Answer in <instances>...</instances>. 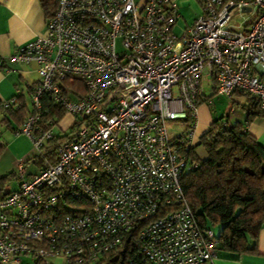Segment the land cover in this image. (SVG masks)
Wrapping results in <instances>:
<instances>
[{
  "label": "built area",
  "instance_id": "built-area-1",
  "mask_svg": "<svg viewBox=\"0 0 264 264\" xmlns=\"http://www.w3.org/2000/svg\"><path fill=\"white\" fill-rule=\"evenodd\" d=\"M200 2L178 33L175 0H57L44 35L10 55L39 78L12 131L34 154L0 198V264H212L218 240L180 180L204 86L264 114V0ZM174 120L188 129L171 136Z\"/></svg>",
  "mask_w": 264,
  "mask_h": 264
},
{
  "label": "trees",
  "instance_id": "trees-1",
  "mask_svg": "<svg viewBox=\"0 0 264 264\" xmlns=\"http://www.w3.org/2000/svg\"><path fill=\"white\" fill-rule=\"evenodd\" d=\"M38 1L45 18H50L57 0ZM33 87L29 88V95ZM234 94L243 100L234 104L244 111V120L230 122L228 115L214 116L208 129L200 135L196 148L186 151L194 166L185 170L180 180L188 206L199 224L208 228L220 226L216 257L233 261L244 254H257L258 234L264 226V146L247 129L264 114L255 98ZM16 98L18 104L7 108L0 101L1 121L12 131L31 111L25 100ZM53 112L63 116V111ZM57 140L59 137L47 147L53 149ZM3 146L0 142V149ZM197 148L202 149L204 156L197 153ZM10 176L14 177V173L0 175V198L10 192L4 189V180ZM119 253L118 257L107 259L108 264H128L123 252Z\"/></svg>",
  "mask_w": 264,
  "mask_h": 264
},
{
  "label": "crops",
  "instance_id": "crops-1",
  "mask_svg": "<svg viewBox=\"0 0 264 264\" xmlns=\"http://www.w3.org/2000/svg\"><path fill=\"white\" fill-rule=\"evenodd\" d=\"M45 23L46 18L38 0H0V101L20 96L28 103V90L38 82L39 78L37 65L35 63H14L9 57L15 53L19 45L35 37L43 36ZM233 102L242 103L243 100L236 97ZM206 104L207 108L202 109L200 115H197L196 109V117L191 126L192 148H196L200 135L208 129L214 118L213 112L215 111L208 107V103ZM227 115L230 122L242 121L245 118L242 109L240 112L235 109L230 110ZM1 120L0 113V131L2 126L7 128ZM247 129L256 141L264 146V116L253 120ZM212 264H264V226L259 230L257 254H244L235 261L216 257Z\"/></svg>",
  "mask_w": 264,
  "mask_h": 264
},
{
  "label": "rangeland",
  "instance_id": "rangeland-1",
  "mask_svg": "<svg viewBox=\"0 0 264 264\" xmlns=\"http://www.w3.org/2000/svg\"><path fill=\"white\" fill-rule=\"evenodd\" d=\"M178 5L180 18L175 25V31L180 32L186 24H190L193 18L199 14L200 11V0H175ZM204 96L207 97L203 103L200 102L197 105V115H200L202 109L208 107L211 108L214 116L227 115L230 110L241 111V108L236 106L233 102L236 99V95L233 94L231 97L221 96L214 92H210L207 86L203 87ZM238 98V97H237ZM28 105L30 106L29 98ZM217 115H216V114ZM15 124V123H14ZM189 124L184 120H174L167 122V129L171 136L180 135L188 129ZM19 127V126H17ZM16 127V128H17ZM0 142H2L3 149H0V175H7L10 172H15L17 164L23 160L30 158L34 154L33 145L31 140L23 134H14L10 132L5 126L1 127L0 131ZM197 153L200 156H204L201 148H197ZM27 169H33L32 166H27ZM17 188V181L14 177L10 176L4 180V189L13 190ZM215 236H218L220 226L209 225ZM53 261L52 258L48 259ZM22 264H34L31 260L22 257Z\"/></svg>",
  "mask_w": 264,
  "mask_h": 264
}]
</instances>
